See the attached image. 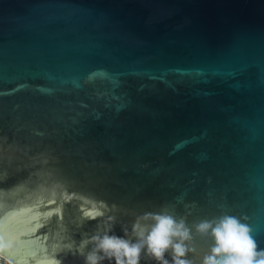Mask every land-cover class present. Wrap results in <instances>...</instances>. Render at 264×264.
<instances>
[{
	"label": "water",
	"instance_id": "95a60500",
	"mask_svg": "<svg viewBox=\"0 0 264 264\" xmlns=\"http://www.w3.org/2000/svg\"><path fill=\"white\" fill-rule=\"evenodd\" d=\"M161 205L264 247V0H0V256L84 264Z\"/></svg>",
	"mask_w": 264,
	"mask_h": 264
},
{
	"label": "clouds",
	"instance_id": "9594fccd",
	"mask_svg": "<svg viewBox=\"0 0 264 264\" xmlns=\"http://www.w3.org/2000/svg\"><path fill=\"white\" fill-rule=\"evenodd\" d=\"M78 252L84 264H141L142 257L152 264H264L247 216L222 209L192 219L169 205L139 214L129 234L97 232Z\"/></svg>",
	"mask_w": 264,
	"mask_h": 264
},
{
	"label": "rangeland",
	"instance_id": "374dc122",
	"mask_svg": "<svg viewBox=\"0 0 264 264\" xmlns=\"http://www.w3.org/2000/svg\"><path fill=\"white\" fill-rule=\"evenodd\" d=\"M0 264H11V263L4 257L0 256Z\"/></svg>",
	"mask_w": 264,
	"mask_h": 264
}]
</instances>
